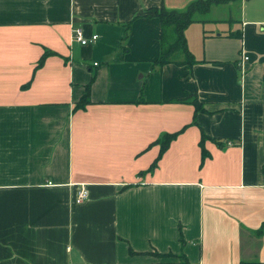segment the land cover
I'll return each instance as SVG.
<instances>
[{
  "label": "crops",
  "instance_id": "crops-1",
  "mask_svg": "<svg viewBox=\"0 0 264 264\" xmlns=\"http://www.w3.org/2000/svg\"><path fill=\"white\" fill-rule=\"evenodd\" d=\"M190 1L0 0V264L264 261V0L153 65Z\"/></svg>",
  "mask_w": 264,
  "mask_h": 264
},
{
  "label": "trees",
  "instance_id": "trees-1",
  "mask_svg": "<svg viewBox=\"0 0 264 264\" xmlns=\"http://www.w3.org/2000/svg\"><path fill=\"white\" fill-rule=\"evenodd\" d=\"M234 1L235 0H191L182 9H168L162 5L151 8V15L157 17L160 21V51L153 65L160 67L167 63H173L178 66L187 65L191 67L196 62V59L187 47L184 34L185 28L192 22L209 21L210 19L206 18V15L214 6L228 4ZM230 35L241 37V32L238 31ZM88 94L89 84H86L84 94L80 101L77 102L76 106L84 105L88 99ZM177 101L191 102L196 111L202 109L201 102L195 96L180 97ZM173 136L174 134L163 135L160 151L167 146ZM185 264L187 263L185 262ZM237 264H264V261L241 260Z\"/></svg>",
  "mask_w": 264,
  "mask_h": 264
},
{
  "label": "rangeland",
  "instance_id": "rangeland-1",
  "mask_svg": "<svg viewBox=\"0 0 264 264\" xmlns=\"http://www.w3.org/2000/svg\"><path fill=\"white\" fill-rule=\"evenodd\" d=\"M240 1L242 0H235L232 4L230 3L229 5H219V6H214L212 8V11H210L207 15L206 18L213 20V19H221L222 22L215 24V23H209V22H203L200 25L206 29V31H213L210 30L211 28H215L216 26L218 27V30H223L225 31L226 27L230 24L233 23H238L239 22V11H240ZM198 25V26H200ZM222 32V31H221ZM194 50L198 52V44L196 45L194 43Z\"/></svg>",
  "mask_w": 264,
  "mask_h": 264
},
{
  "label": "built area",
  "instance_id": "built-area-1",
  "mask_svg": "<svg viewBox=\"0 0 264 264\" xmlns=\"http://www.w3.org/2000/svg\"><path fill=\"white\" fill-rule=\"evenodd\" d=\"M97 37H98L97 34H93L91 35L90 38H86L83 34V30L80 27H75L72 30V38L76 39L80 44H86L89 42H93L97 39ZM244 58L247 59V56H245ZM87 196H88V190L84 185H82L78 189V192L74 198V201L80 202L83 199L87 198Z\"/></svg>",
  "mask_w": 264,
  "mask_h": 264
}]
</instances>
